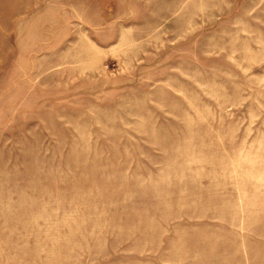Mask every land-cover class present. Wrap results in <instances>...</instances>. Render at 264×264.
Wrapping results in <instances>:
<instances>
[{
  "label": "rangeland",
  "instance_id": "1",
  "mask_svg": "<svg viewBox=\"0 0 264 264\" xmlns=\"http://www.w3.org/2000/svg\"><path fill=\"white\" fill-rule=\"evenodd\" d=\"M0 264H264V0H0Z\"/></svg>",
  "mask_w": 264,
  "mask_h": 264
}]
</instances>
